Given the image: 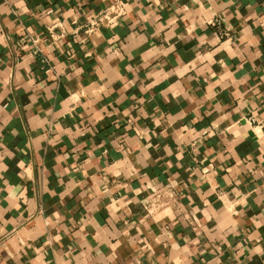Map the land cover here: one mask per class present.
<instances>
[{"label":"crops","instance_id":"0c3cea01","mask_svg":"<svg viewBox=\"0 0 264 264\" xmlns=\"http://www.w3.org/2000/svg\"><path fill=\"white\" fill-rule=\"evenodd\" d=\"M263 12L0 0V264H264Z\"/></svg>","mask_w":264,"mask_h":264},{"label":"built area","instance_id":"2783aa9c","mask_svg":"<svg viewBox=\"0 0 264 264\" xmlns=\"http://www.w3.org/2000/svg\"><path fill=\"white\" fill-rule=\"evenodd\" d=\"M92 23L94 24V22ZM258 29H259L260 34L264 37V12L260 15L258 19Z\"/></svg>","mask_w":264,"mask_h":264}]
</instances>
